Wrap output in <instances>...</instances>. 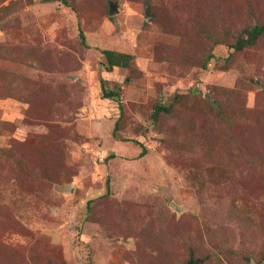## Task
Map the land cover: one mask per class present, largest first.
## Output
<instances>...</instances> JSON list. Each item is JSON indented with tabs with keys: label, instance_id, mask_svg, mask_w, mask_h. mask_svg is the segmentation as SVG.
<instances>
[{
	"label": "rangeland",
	"instance_id": "374dc122",
	"mask_svg": "<svg viewBox=\"0 0 264 264\" xmlns=\"http://www.w3.org/2000/svg\"><path fill=\"white\" fill-rule=\"evenodd\" d=\"M257 24L264 0H0V264H264Z\"/></svg>",
	"mask_w": 264,
	"mask_h": 264
},
{
	"label": "trees",
	"instance_id": "16d2710c",
	"mask_svg": "<svg viewBox=\"0 0 264 264\" xmlns=\"http://www.w3.org/2000/svg\"><path fill=\"white\" fill-rule=\"evenodd\" d=\"M245 31H246L247 37H245L244 39H241V41H239V43L250 44L251 42H253V40L256 37H258L260 35H264V24L253 25L252 27L246 29ZM78 34H79V37L82 41V39H83L82 33L79 31ZM232 47L234 49L238 48L237 45H233ZM99 52L101 53V55L103 57V60L106 64L107 70H110V67H113V66L125 67L128 59L131 56L127 53L116 52V51H113L111 49H101V50H99ZM101 91H102L101 92L102 97H105V98H114L115 99V97L117 96L116 90L104 91V89L102 88ZM157 108L159 110H166V108L163 106H157ZM114 124L116 125V122H114ZM115 125L113 128H115ZM140 148L141 149L139 151V155H142L144 153V149L142 147H140ZM110 156H113V155L110 154ZM81 264H88V263H81Z\"/></svg>",
	"mask_w": 264,
	"mask_h": 264
},
{
	"label": "water",
	"instance_id": "95a60500",
	"mask_svg": "<svg viewBox=\"0 0 264 264\" xmlns=\"http://www.w3.org/2000/svg\"><path fill=\"white\" fill-rule=\"evenodd\" d=\"M113 12H114V5L109 4L108 14H111ZM186 264H198V260H194L192 259V257H190Z\"/></svg>",
	"mask_w": 264,
	"mask_h": 264
}]
</instances>
